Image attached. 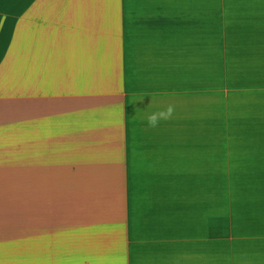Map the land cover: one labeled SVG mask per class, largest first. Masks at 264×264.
Masks as SVG:
<instances>
[{
	"label": "crops",
	"instance_id": "crops-1",
	"mask_svg": "<svg viewBox=\"0 0 264 264\" xmlns=\"http://www.w3.org/2000/svg\"><path fill=\"white\" fill-rule=\"evenodd\" d=\"M209 36L235 160H175ZM226 256L264 264V0H0V264Z\"/></svg>",
	"mask_w": 264,
	"mask_h": 264
},
{
	"label": "rangeland",
	"instance_id": "rangeland-1",
	"mask_svg": "<svg viewBox=\"0 0 264 264\" xmlns=\"http://www.w3.org/2000/svg\"><path fill=\"white\" fill-rule=\"evenodd\" d=\"M187 7V6H183ZM209 13L212 15L214 13V6H209ZM187 22V20H186ZM214 22V21H213ZM181 20L178 19L177 28H186L182 27ZM215 23V22H214ZM211 28H213L211 26ZM187 29V28H186ZM190 29V28H188ZM212 31V30H210ZM212 37V38H211ZM215 38L214 36H209V47L214 44ZM205 49V48H204ZM203 49V50H204ZM200 49L195 51L191 49V52L195 55L199 52ZM214 47L210 48L208 52V60L206 61L207 67H204L203 72L204 80H208V123L207 128L203 126L200 129H193L191 127L190 122V114L191 107L189 106V102L186 100L187 111L185 112L186 117L182 119V128L177 130L178 144L176 147V155L175 160H235L234 148H233V134L232 132V115L227 113V111L232 109V100L227 102L228 99H224L222 95H216L218 92V84L225 93L227 91V87L224 85V81L227 82V76L225 71V77L222 75L223 69L220 67V59L218 60V56L216 50L214 51ZM196 68L194 65L193 69ZM208 69V70H206ZM219 76L221 79H219ZM207 77V78H206ZM219 80V81H218ZM178 86H186L184 85L185 81H189L188 78H178ZM225 87V88H224ZM231 89V88H230ZM185 91V90H183ZM223 114V120L221 121ZM216 115H218L219 123L217 122ZM200 132V133H198ZM197 133V134H196ZM202 137V141L200 139L198 141H191V137ZM201 147V148H200ZM227 163L226 166L227 167ZM225 264H233L232 260L226 256Z\"/></svg>",
	"mask_w": 264,
	"mask_h": 264
},
{
	"label": "clouds",
	"instance_id": "clouds-1",
	"mask_svg": "<svg viewBox=\"0 0 264 264\" xmlns=\"http://www.w3.org/2000/svg\"><path fill=\"white\" fill-rule=\"evenodd\" d=\"M174 108L168 105L166 108L152 112L147 116V123L149 127H156L160 121L168 120L172 117Z\"/></svg>",
	"mask_w": 264,
	"mask_h": 264
},
{
	"label": "trees",
	"instance_id": "trees-1",
	"mask_svg": "<svg viewBox=\"0 0 264 264\" xmlns=\"http://www.w3.org/2000/svg\"><path fill=\"white\" fill-rule=\"evenodd\" d=\"M214 46H212V48L214 47V51L216 50V46H215V41H214V44H213ZM213 51V52H214ZM216 53H217V50H216ZM227 226H228V224H227V222L225 221V229H226V231H227Z\"/></svg>",
	"mask_w": 264,
	"mask_h": 264
}]
</instances>
